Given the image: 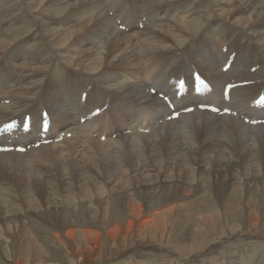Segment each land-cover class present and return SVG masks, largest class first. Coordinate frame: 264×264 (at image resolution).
Wrapping results in <instances>:
<instances>
[{"label": "bare ground", "instance_id": "bare-ground-1", "mask_svg": "<svg viewBox=\"0 0 264 264\" xmlns=\"http://www.w3.org/2000/svg\"><path fill=\"white\" fill-rule=\"evenodd\" d=\"M99 1L0 0V147L26 149L0 151V167L20 172L12 180L0 178V234L13 230L25 237L26 250L40 251L35 228L47 225L50 241L66 245L79 264H96L102 242L118 237L130 242L146 229L159 236L185 210L192 214L183 218L195 223H212L217 205L234 213L241 191L235 189L230 201L214 197L235 184L237 169H244L248 182L264 176V123L252 124L264 120V108L255 105L264 94V0ZM54 3L64 8L48 12L46 6ZM204 4L209 6L199 8ZM141 7L149 11L138 22ZM195 74L211 90L195 94ZM181 82L186 86L179 98ZM227 85L235 86L229 99ZM160 94L171 100L173 111ZM27 117L30 127L24 132ZM222 131L242 138L232 140ZM258 144L263 149L257 150ZM110 145L119 152L102 164L96 161V150ZM248 189L247 197L257 194ZM245 221L248 226L259 220L251 215ZM246 239L257 248L248 260L240 250L241 256L221 264H264V233ZM81 242L87 244L83 249L77 246ZM145 250L154 248L120 254L137 257ZM161 251L166 264L204 257ZM13 258L21 259L17 251Z\"/></svg>", "mask_w": 264, "mask_h": 264}, {"label": "rangeland", "instance_id": "rangeland-1", "mask_svg": "<svg viewBox=\"0 0 264 264\" xmlns=\"http://www.w3.org/2000/svg\"><path fill=\"white\" fill-rule=\"evenodd\" d=\"M41 1H44V0H41ZM130 1L133 2V4L138 2V0H130ZM98 2L100 3L99 0H98ZM103 5H106V4H103ZM205 6H209V5L204 4V5L199 6V8H204ZM63 8H64V6L61 3H54L52 5L46 6V9L48 12H60ZM146 11H149V10L146 8L143 9V7L139 8V12H138V15L136 17V21L139 22L140 18L144 16V13H142V12H146ZM76 16H77L76 14L73 15V18L75 19ZM157 20H158V18L153 19V20H151L150 23L154 24L157 22ZM66 22H67V20L61 21V23H66ZM102 43H104V41H102ZM23 48L32 49V47H29L27 45H23ZM21 58H24L26 63H27V61H28L27 55H22ZM153 92H154V90H151V94H155ZM246 123L248 124L249 120H246ZM218 130L219 129L213 130V131H218ZM222 132L224 134H226L232 140L242 138L240 136V134L236 131H225V132L222 131ZM192 133H194V132L192 131ZM113 138H114V135H113ZM101 142L102 143L105 142L104 137L101 138ZM109 147L103 148V150L97 149L96 150V156L94 157V159L102 164V162L107 157H109L113 153L119 152V150L116 148V146L110 145ZM142 149H143V146H142ZM256 149L261 150V149H263V147L258 144ZM144 152H145L146 156L151 157V153L149 154L150 155L149 156L147 154V151L144 150ZM149 159H151V158H149ZM10 169L11 168H8V167H0V178L4 177V178H8V179L12 180L14 177H16L20 174V172L17 173L16 171H14V169H12V170H10ZM237 170H238L237 172H240V173L237 174L236 178H234L235 184L232 185L230 182L228 184L227 190L224 192L225 194L220 196L218 199H217V197L213 196L215 198V202L217 201L220 203V202H225V201L229 200L231 193L235 189L241 191L240 192L242 194V196H241L242 198L240 199L241 202L239 201L238 204H235L236 210L234 213H232L229 209H222L223 206L217 205V208L215 210V220H213L212 223L211 222L210 223H204V222H200V223L196 222L195 223V220L188 221L185 218H183V217L188 216V214H192L189 211L185 210V212H181L180 214H177L179 217H181V220L178 222H175V223L173 222L174 224L172 226H170L169 229L161 231L159 236H158V234H154L152 229H146V231L141 232L140 235L139 234L135 235L130 240V242H128V239H125L123 237H118L119 239L115 238L113 240L112 244L109 242L107 243V241L102 242L99 250L96 252L97 255H96V258L94 259L95 263L96 264H99V263H102V264L103 263L104 264H127V263L128 264H150V262H152L151 264H166L167 260H169V259H167V257L165 256L166 252L164 253L163 251H161L162 249L163 250L169 249V254H167V255H170V253H174V252H176L182 256H184V255L189 256L191 254V252H192V254L190 256H192L193 254L194 255L203 254L204 257L203 258L200 257L199 261L187 262L186 264H213V263L221 264V263H223L222 261H224V260L228 261V258L230 256L237 258V256L240 255L241 251H242L241 252L242 256L241 255L240 256L244 260H248L247 255H249L250 253H253V251H255V249H257V248L255 247V245L248 242L249 240L246 239V237L248 238L250 236H257V235H261L264 233V229H263L264 228V216H263L264 215V200H263L264 199V191H263V187H262V184L264 183V176H260V178H258V179H256V178L250 179L249 180L250 182H248V180L246 179V175L244 174V169H237ZM7 173H9V174H7ZM261 173L264 174V169H261ZM9 177H11V178H9ZM248 188L255 190V191H253V193H257V194L252 195V193H251V195L249 194L247 197L246 196L247 191H250ZM249 196H250V198H249ZM161 198H162V196H161ZM242 199H244V200L242 201ZM252 199L254 202L251 205L248 204ZM129 201H131V200H129ZM245 201H247L248 203L247 202L245 203ZM242 203L244 206L242 205ZM252 205H253V207H252ZM260 206L261 207L263 206V207L261 208ZM244 208H246V209H244ZM227 210H229V212ZM124 211H125V209H123L122 212H124ZM243 212H244V214H243ZM250 212H252V213H250ZM170 213H171V209L167 208L165 215L169 216ZM251 215H252V217H256L257 220H259L260 222L258 221L257 225H248L247 226V224H245L247 221H245V220H248L251 217ZM261 216H263V217H261ZM54 217H57V213L54 215ZM242 217H244V218H242ZM213 222H214V224H213ZM1 224L3 226L5 225L4 223H1ZM261 225H262V227H261ZM4 228L6 229L7 226H5ZM45 228H47V229H45ZM49 229L50 228L47 225L40 226V227L37 226L35 228V232H36L37 237H38V239L36 241V245H37V247H41L40 251H38L36 249V247H30L29 250H26V248H25V243H26L25 237L22 234L18 235L12 229H11L12 230L11 233H8V232L5 233L4 232L3 234H0V264H39V263L40 264H60V263L61 264H79V263H77L78 262L77 260L71 258L67 254V251L65 249L66 245L59 243L57 240H51L50 241L48 235L52 229L51 230H49ZM241 235H243V236L241 237ZM117 236H119V234ZM243 239H245L244 240L245 243H242V245H240V246L235 245V243H234L235 241L241 240L240 242H243L242 241ZM33 242L35 243L34 239L32 240V243ZM222 243L224 245L223 248H225V249L219 248L222 245ZM68 244H69L68 248H70L71 243L68 242ZM157 245H160V246L157 247ZM229 245L230 246L232 245L233 247L232 246L230 247ZM77 246L78 247L80 246L79 248L83 249L84 247L87 246V244H85L84 242H81V243H78ZM109 246H111L110 249L113 250L112 254H108ZM197 246H198V248H197ZM139 247H143V248L144 247H148V248L153 247L154 250H152V252L153 251L154 252L153 253L152 252H146L147 250H145L146 254L141 255V256L137 255V257H136V255H134L135 257H132V253L131 254L127 253L124 256L121 255L122 253L127 252V250H131L132 252H134V250L138 249ZM213 247H215V248L218 247V248L213 253L211 252V253L206 254L208 251H213V249H212ZM236 247H237V251L235 253V251H233V249L236 250ZM238 247H241V248H238ZM102 249H103V251H102ZM196 249H197V251H196ZM3 250L7 251L10 254V256H9L10 258L7 257V254L1 255V252ZM139 250L144 251L143 249H139ZM217 250H218V252H217ZM223 250H224V252H223ZM229 250L233 251V252L231 253V252H229ZM14 251H17V253H19V257H21V259L19 260L18 263H15V259L13 258L14 257ZM34 251L38 252V254H36L37 258H34V256H33L35 253ZM101 252H103V253H101ZM159 252H161V253H159ZM12 253H13V255H12ZM156 253L160 254V255H157ZM231 254H233V255H231ZM243 254H244V257H243ZM100 255H101V257H100ZM162 256H164V257H162ZM209 256H211L210 258L212 259V261H211L212 263L210 262L211 259H209ZM207 257H208V260H207ZM221 257H224V258L222 259ZM98 258H99V260H98ZM220 258H221V260H219ZM203 260L206 263H204ZM219 261H221V262H219ZM79 262L82 263L83 261H79ZM125 262H127V263H125Z\"/></svg>", "mask_w": 264, "mask_h": 264}, {"label": "snow or ice", "instance_id": "snow-or-ice-1", "mask_svg": "<svg viewBox=\"0 0 264 264\" xmlns=\"http://www.w3.org/2000/svg\"><path fill=\"white\" fill-rule=\"evenodd\" d=\"M201 83L203 84V81H201ZM233 87L232 85H229V88ZM213 111H217V109H212Z\"/></svg>", "mask_w": 264, "mask_h": 264}]
</instances>
